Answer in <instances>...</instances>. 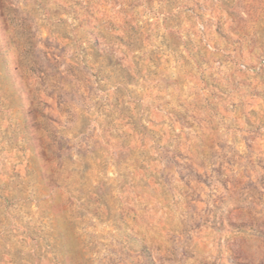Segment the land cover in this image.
Wrapping results in <instances>:
<instances>
[{"label":"rangeland","instance_id":"obj_1","mask_svg":"<svg viewBox=\"0 0 264 264\" xmlns=\"http://www.w3.org/2000/svg\"><path fill=\"white\" fill-rule=\"evenodd\" d=\"M0 264H264V0H0Z\"/></svg>","mask_w":264,"mask_h":264}]
</instances>
